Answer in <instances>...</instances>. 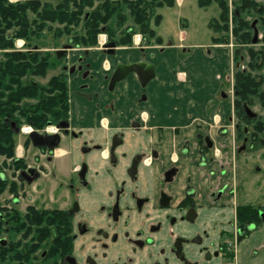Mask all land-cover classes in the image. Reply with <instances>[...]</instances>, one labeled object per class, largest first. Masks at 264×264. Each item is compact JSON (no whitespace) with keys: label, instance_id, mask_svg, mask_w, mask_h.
<instances>
[{"label":"flooded vegetation","instance_id":"flooded-vegetation-1","mask_svg":"<svg viewBox=\"0 0 264 264\" xmlns=\"http://www.w3.org/2000/svg\"><path fill=\"white\" fill-rule=\"evenodd\" d=\"M253 10L255 20L238 38L230 26L223 38L232 47L222 75L223 118L195 114L192 107L207 108L211 91L186 84L194 78L179 67L182 51L173 49L176 61L163 67L146 50V37L136 35L138 54L119 59L116 42L100 31L98 68L87 61L69 69L81 72L77 97L64 83L65 103L53 107L37 96L29 113L17 103L18 120L5 122L26 140L15 150L14 179L8 184L2 171L1 186L24 191L43 235L19 263L38 264L36 244L47 241L40 259L49 264H264V1ZM244 11L236 13L246 21ZM121 65L139 72L112 82ZM45 86L51 93L41 94L61 92ZM201 121L207 127L198 130ZM222 121L215 138L208 125ZM189 124L196 127L190 140L165 143L168 128L179 138ZM32 132L46 144H36ZM22 197L12 203L21 206ZM2 204L0 220L13 210L10 199ZM9 247L0 238V248Z\"/></svg>","mask_w":264,"mask_h":264},{"label":"rangeland","instance_id":"rangeland-1","mask_svg":"<svg viewBox=\"0 0 264 264\" xmlns=\"http://www.w3.org/2000/svg\"><path fill=\"white\" fill-rule=\"evenodd\" d=\"M34 1L8 0L12 4H27ZM136 1L138 0H36V3H31V6L26 9V16L30 22L29 33L26 36H15V31L19 29L15 26L4 30V35L9 37L12 43L5 47L0 44V64L4 65L8 59L7 55L12 53H34L39 56V60L43 59L47 62L44 75L34 73L33 68L37 66L38 70L39 66L30 58H27L30 59L27 60L30 67L27 68L26 74L19 78L18 81L22 85L30 84L35 87V85H48L55 78L56 81H62L67 85L68 93H72L70 97H77L75 91L79 87V83L83 81L80 75L81 72L76 71L72 74L69 72V69L73 66L77 67L80 64L85 66L87 65V61L92 63L91 65L94 66V69L95 67L98 68V22H94L93 24L92 22L98 20L99 11L100 15L108 18L106 22L99 25L102 29L99 35L104 34L109 40L116 42V51L122 56L119 59H123V56L138 54L140 44L134 41L136 35H140L139 37H142V39L146 37V50L152 56L155 53L170 49L182 51L181 58L183 57V60H186L185 57L191 56L195 52L202 51V54H207L209 62L213 60V64L205 62L198 57L193 65H186L187 70H192L191 76L196 78L195 85H202L203 82L207 84L208 80L212 81L216 77L214 89L210 90L211 96L209 99L211 100L207 108H205V105L192 108L195 109V114L200 117L205 114L209 116L214 114V117L219 115L223 118L225 108L222 105L221 97L223 88L225 87L226 76L222 77V75L225 69L232 63V47H228L224 43L223 38L227 37V33L230 30L226 28L227 22H229L228 25L230 27L235 26L233 15L235 11H238L236 9L239 6L238 2L240 0H206L208 2L206 6L199 5L198 0H183L182 2H180L181 0H172L170 3L165 0H146L148 4L153 5L150 10V18L148 19V28L150 30L146 32H143L141 25L135 22L136 17L129 6L130 3ZM254 1L255 3H261L264 0ZM106 4H119V7H111L107 11L103 9L107 6ZM223 4H226L228 7L229 18L227 21L222 18ZM49 12H54L55 14L49 17ZM44 14L47 16L46 18L43 16ZM243 16L247 19L246 21L251 23V21L255 20L256 13L253 9H245ZM2 27H5V24ZM144 28L146 26H143ZM130 31L131 33H129ZM231 41L232 43H237L235 39H230ZM68 45L71 48H65ZM61 50L66 51L63 56L59 57L57 53ZM171 60V58L165 57L161 61V64L164 65H160L167 67ZM214 63L216 66L222 65L221 68L219 67L221 70H218L215 74ZM64 67H66V70H64ZM92 71L98 75L97 71ZM62 73L66 77L64 80L60 76ZM0 74L2 75V73ZM219 76L222 78L220 79ZM11 81L10 76H2L3 86L8 85V87L16 89L18 86L11 83ZM190 83L189 81L186 82L188 85ZM36 90L38 93H41L40 89ZM5 93H8V91ZM37 99L38 97H24L21 100L22 107L25 108V104L27 107H32ZM212 111L213 113H211ZM19 122L21 124L25 123L24 118ZM183 123L187 124L185 120ZM223 124L224 122L222 121L219 123L211 122L208 125L215 138L218 132L224 128ZM206 127L205 121L199 122L198 130ZM195 128L194 124H189L183 128L182 133H185L179 138L176 137L178 134L170 133V128H168V133L164 138L165 143L177 144L179 141H185V139L190 140L193 137ZM92 131L94 132L95 130ZM14 140L15 153L16 147L19 144L24 145L26 136L21 133L19 135L14 134ZM219 141L223 142L224 139L219 138ZM28 154L26 153V155ZM16 155L14 154V157ZM13 158L0 154V166L2 171L9 177L8 184L15 177L14 167L12 166ZM33 158L35 157L32 150H30L26 161L31 163ZM2 186L0 188V204L3 205L4 199H10V206L13 210L4 213V219L0 220V238L8 240L10 246L7 250L0 248V264H21L17 259L26 257L22 254L33 245L35 240L40 241L43 235L36 232V226L30 220L31 217L26 209L28 206L27 196L25 198L21 196V193H24V191L21 190L19 193L14 194V192L9 191L10 187L7 186L5 192H3ZM12 196L22 197V205H14L12 203ZM36 245L39 248L33 254L37 255L39 259L38 264H49L47 259H40L42 258L41 251L47 247V241ZM33 254L29 256L30 259L35 257ZM29 263L26 262V264ZM36 263L34 262V264Z\"/></svg>","mask_w":264,"mask_h":264},{"label":"trees","instance_id":"trees-1","mask_svg":"<svg viewBox=\"0 0 264 264\" xmlns=\"http://www.w3.org/2000/svg\"><path fill=\"white\" fill-rule=\"evenodd\" d=\"M166 2L170 3L172 0H165ZM32 3V2H31ZM31 3H18V4H12L9 3L8 0H0V44L1 46H9L12 41L9 37L4 35V30L6 28H12L13 26L19 28L15 31V36H26L29 31L28 28L30 26V22L26 16V9L27 7L31 6ZM36 3V0L33 2ZM32 3V4H33ZM199 5L206 6L208 2L206 0H198ZM257 3H255L254 0H240L238 2V7L236 10L242 11L244 9H254ZM107 6L104 7V10H110L111 7H119V4H106ZM131 11L133 12L134 16L136 17V23L141 25L142 31L146 32L149 31L150 28H148V22L150 18V10L151 7H153L152 4H148L146 0H138L136 2L129 4ZM101 8V6H100ZM237 11L234 12L233 18L235 21V26L232 28L233 33L239 37L240 33H243V28L249 27L248 21H245L241 16H239ZM54 12H49L48 16H53ZM228 7L226 4L222 5V18L227 21L229 18L228 16ZM45 18L47 17L45 14L43 15ZM108 18L103 17L100 15V12L98 11V20H95L92 22H98V32L100 31L99 25L101 23L106 22ZM5 24V27H2V25ZM229 22H227V29L229 28ZM143 26H146V28L143 29ZM148 29V30H146ZM7 62L3 65L0 64V115H1V121H0V154H5L6 156L13 158L14 157V147H15V140H14V132L10 127V122L6 123L5 118L9 117L10 121L11 119L18 120L17 116L15 115V112L18 108V102L22 100L24 97H40V99H43V103L46 105H53V107L56 106L57 102L65 103L66 102V86L64 82L62 81H56L55 78L49 82L50 87L56 85L57 88L61 90L60 93H55L52 96H48L47 94L38 93L36 89L48 91L47 93H51V90L49 86H43V85H35V87L31 86L30 84L22 85L20 81H18L19 78L23 77L26 74L27 68L30 67L28 65L27 60H32L35 62L39 69L37 70V66L33 68L34 73H38L41 75H44L45 69L47 67V62L42 60H39V56L36 54H29V53H12L7 55ZM30 58V59H27ZM32 62V63H33ZM2 76H10L11 83L16 84L18 86L16 89L12 87H8V85L3 86L2 83ZM3 86V87H2ZM2 90V91H1ZM36 90V91H35ZM8 91V93H5ZM35 91V92H34ZM57 101V102H56ZM34 106V105H33ZM32 109V107H27L25 104V108H23L24 113H29V111ZM27 116H30L26 114ZM45 116L44 114L41 116ZM31 119V117H29ZM46 118L42 121L45 122ZM41 121V122H42ZM42 122V123H43ZM41 123V124H42ZM2 169L0 166V186L2 184Z\"/></svg>","mask_w":264,"mask_h":264},{"label":"crops","instance_id":"crops-1","mask_svg":"<svg viewBox=\"0 0 264 264\" xmlns=\"http://www.w3.org/2000/svg\"><path fill=\"white\" fill-rule=\"evenodd\" d=\"M183 0H181L180 2H182ZM203 52L202 51H199V52H195L193 55H192V58H189V59H186L183 63H181V65L179 66V67H181V69L183 70V69H185L186 68V65L187 64H194V62H196V59L198 58V57H200L201 58V60H204L205 62H208V63H212V61L211 62H209L210 60H209V58L207 57L208 55L207 54H202ZM155 55H156V57H157V62H158V64L160 65L161 64V61L165 58V57H169V59L171 58L172 60H171V62H169V64L168 65H172L175 61H176V58H177V56H176V52H175V50H173V49H171L170 51L168 50V51H166L165 53H163V54H161V53H155ZM164 61H166V60H164ZM214 62H215V60H214ZM213 64V63H212ZM215 64V63H214ZM161 65H164V64H161ZM221 66L222 65H217L216 66V64H215V69H216V71L214 72V74L215 73H217L218 72V70H221V69H219V67L221 68ZM191 71L192 70H188V72L191 74ZM181 74L182 75H184L185 73H184V71H182L181 72ZM196 81V78H194L193 79V82L190 84V89H192V88H195V89H209V90H212V89H214V85H215V83H216V77H215V79H213L212 81L211 80H208V82H207V84L206 83H204L203 82V84L202 85H200V84H198V85H195V82ZM186 85H184L183 86V89H182V91L183 90H185V91H187L188 90V88L187 87H185ZM186 88V89H185Z\"/></svg>","mask_w":264,"mask_h":264},{"label":"water","instance_id":"water-1","mask_svg":"<svg viewBox=\"0 0 264 264\" xmlns=\"http://www.w3.org/2000/svg\"><path fill=\"white\" fill-rule=\"evenodd\" d=\"M111 45L113 46L114 45V43H111ZM63 52H64V50H61V51H58V54H59V56H61L62 54H63ZM152 67V66H151ZM130 71H136V72H139V69H137L136 68V66L135 65H130V66H120L119 67V69L117 70V72L115 73V75L113 76V78H112V82H114V81H116V80H118V79H121V78H123L127 73H129ZM152 72H151V76H152ZM150 76V75H149ZM141 81H142V83L144 84V82L146 81H144L143 79H141ZM247 113L249 114V115H251V116H255V113L254 112H252L248 107H247ZM12 125H14V122L12 123ZM30 136L34 139V142L36 143V144H39V145H45L46 143H44V142H41V141H37L36 140V137L38 136V134L37 133H35V132H32L31 134H30ZM56 145V143H52L51 145H50V147H53V146H55ZM3 240H1V242H2Z\"/></svg>","mask_w":264,"mask_h":264},{"label":"bare ground","instance_id":"bare-ground-1","mask_svg":"<svg viewBox=\"0 0 264 264\" xmlns=\"http://www.w3.org/2000/svg\"><path fill=\"white\" fill-rule=\"evenodd\" d=\"M104 38H105V36H104V35H102V36H101V39H102V40H104ZM137 38H138V37H137ZM137 41H138V39H137Z\"/></svg>","mask_w":264,"mask_h":264}]
</instances>
